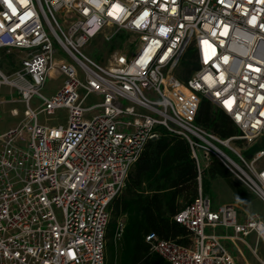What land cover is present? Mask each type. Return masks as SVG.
Here are the masks:
<instances>
[{
  "label": "built area",
  "instance_id": "obj_1",
  "mask_svg": "<svg viewBox=\"0 0 264 264\" xmlns=\"http://www.w3.org/2000/svg\"><path fill=\"white\" fill-rule=\"evenodd\" d=\"M121 33L105 64L84 54L96 38ZM189 50L196 70L181 82ZM53 76L66 80L48 98ZM1 87L11 97L0 104L25 109L0 135V264H104L111 203L160 130L187 142L198 189L173 218L187 245L149 234L150 251L168 264H248L240 243L264 264V218L236 203L213 209L201 191L216 160L264 205V148L246 155L264 140V0H0ZM202 98L237 135L195 124ZM57 110L67 112L65 128L39 123Z\"/></svg>",
  "mask_w": 264,
  "mask_h": 264
},
{
  "label": "trees",
  "instance_id": "obj_2",
  "mask_svg": "<svg viewBox=\"0 0 264 264\" xmlns=\"http://www.w3.org/2000/svg\"><path fill=\"white\" fill-rule=\"evenodd\" d=\"M126 38L127 35L121 33L111 44L105 42L110 44L108 55L121 49ZM91 55L95 60L101 56L97 51H92ZM195 70V58L189 50L179 65L177 77L181 82H186ZM195 124L222 139L238 134L230 119L203 98L198 105ZM261 148H264V140L254 145L246 155ZM231 178L219 162L212 160L202 175L201 191L208 196L211 184L222 180L235 202H250L252 196L244 187L232 183ZM197 189L196 168L187 142L160 130L159 138L145 145L129 171L124 190L111 203L104 264H168L150 251L145 237L154 234L160 240L186 246L189 232L173 218L193 201ZM121 219L125 220L124 228L117 239V227Z\"/></svg>",
  "mask_w": 264,
  "mask_h": 264
},
{
  "label": "rangeland",
  "instance_id": "obj_3",
  "mask_svg": "<svg viewBox=\"0 0 264 264\" xmlns=\"http://www.w3.org/2000/svg\"><path fill=\"white\" fill-rule=\"evenodd\" d=\"M108 43V42H107ZM105 43L100 38L95 39L88 47L84 49V54L87 55L90 59L93 61L99 63V64H105L107 62V59L109 57V47L110 44ZM92 51H97L100 53V59L95 60L91 53ZM65 78L63 76H53L49 80H47L45 87L42 90V94L45 97H51L58 88H60L65 83ZM10 90L7 87H1L0 88V99L3 101H8L10 99ZM12 97L15 98V93H12ZM37 105V100L32 101V107H35ZM16 110L18 112L17 116H13L11 114V110ZM24 106L20 103H1L0 104V135L3 133H6L9 129L15 127V125L23 118V111ZM47 117L40 115L38 117V121L41 124L49 125L53 127L62 126L63 128L66 127V121H67V112L65 110H57L54 112V114L51 117ZM231 182L237 184L232 178ZM212 208L216 209L220 205L226 204V203H236L241 207L243 210V213L246 214H257L261 218H264V205L257 202L253 197L252 200L248 203H238L235 202L232 199L231 193L226 185V183L222 180H216L211 184V190L208 194ZM217 234H221L220 230L215 231ZM208 234L209 231H206ZM248 243L253 242V237H249L247 239ZM225 246L229 250V252L232 254V256L237 260V262L241 263V256L237 253L235 248L231 246L227 241L224 242ZM240 253L245 258V260L248 262V264H256L255 259L250 255V253L247 251V249L240 243L237 244ZM259 252L261 254H264V243L259 244Z\"/></svg>",
  "mask_w": 264,
  "mask_h": 264
}]
</instances>
